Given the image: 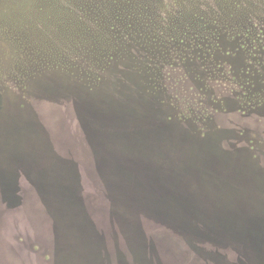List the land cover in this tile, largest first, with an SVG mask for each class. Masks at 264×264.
Wrapping results in <instances>:
<instances>
[{
  "label": "rangeland",
  "instance_id": "rangeland-1",
  "mask_svg": "<svg viewBox=\"0 0 264 264\" xmlns=\"http://www.w3.org/2000/svg\"><path fill=\"white\" fill-rule=\"evenodd\" d=\"M0 264H264V0H0Z\"/></svg>",
  "mask_w": 264,
  "mask_h": 264
},
{
  "label": "trees",
  "instance_id": "trees-1",
  "mask_svg": "<svg viewBox=\"0 0 264 264\" xmlns=\"http://www.w3.org/2000/svg\"><path fill=\"white\" fill-rule=\"evenodd\" d=\"M209 29V26L207 25V30Z\"/></svg>",
  "mask_w": 264,
  "mask_h": 264
}]
</instances>
